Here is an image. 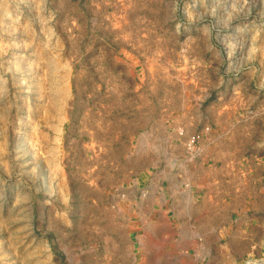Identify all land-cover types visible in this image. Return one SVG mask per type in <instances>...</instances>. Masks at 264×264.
Listing matches in <instances>:
<instances>
[{
    "label": "rangeland",
    "instance_id": "rangeland-1",
    "mask_svg": "<svg viewBox=\"0 0 264 264\" xmlns=\"http://www.w3.org/2000/svg\"><path fill=\"white\" fill-rule=\"evenodd\" d=\"M224 258L264 264V0H0V264Z\"/></svg>",
    "mask_w": 264,
    "mask_h": 264
},
{
    "label": "crops",
    "instance_id": "crops-1",
    "mask_svg": "<svg viewBox=\"0 0 264 264\" xmlns=\"http://www.w3.org/2000/svg\"><path fill=\"white\" fill-rule=\"evenodd\" d=\"M208 206V205H207ZM205 207V206H204ZM180 216H183V214H179ZM225 216V213H221V214H219V213H216V212H202L201 213V215H196V216H206L207 218H210L211 216ZM213 220H211V219H209V221H208V224H207V226L206 227H203V228H207V227H210L211 226V222H212ZM214 222V221H213ZM182 232L183 233H186V234H188V229L187 228H184V230H182ZM236 245H233L232 244V249H234V251H236ZM213 261H216V260H213ZM180 264H191V262H186V263H183V262H179ZM178 262L176 263V264H179ZM213 263H217V262H213ZM224 263H226V259L224 258V259H220L219 261H218V264H224Z\"/></svg>",
    "mask_w": 264,
    "mask_h": 264
}]
</instances>
